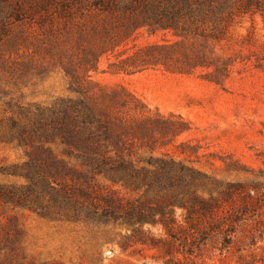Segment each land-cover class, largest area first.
<instances>
[{"label": "rangeland", "instance_id": "1", "mask_svg": "<svg viewBox=\"0 0 264 264\" xmlns=\"http://www.w3.org/2000/svg\"><path fill=\"white\" fill-rule=\"evenodd\" d=\"M42 2L0 0V264H162L159 251L125 237L130 228L105 220L100 207L92 213L79 190L113 191L155 206L166 189L146 194L107 178L56 171L43 153L28 156L41 143L39 122L59 99H84L139 167L150 156L170 157L224 182L264 172V69L254 66L264 45V11L235 18L224 40L207 44L206 51L229 63L214 81L206 77L212 68L178 73L151 60L152 46L191 48L171 31L131 32L120 15L85 37L82 12L58 8L59 0ZM43 146L78 168L60 145ZM210 187L195 189L207 197ZM173 212L180 222L183 210L173 206ZM140 229L165 236L159 225ZM198 261L239 263L232 251L212 248Z\"/></svg>", "mask_w": 264, "mask_h": 264}, {"label": "trees", "instance_id": "2", "mask_svg": "<svg viewBox=\"0 0 264 264\" xmlns=\"http://www.w3.org/2000/svg\"><path fill=\"white\" fill-rule=\"evenodd\" d=\"M46 1L40 4L54 3ZM59 1L58 8L83 13L85 37L90 36V30L104 27L106 17L120 15L127 18L125 25L131 32L140 28L149 34L171 31L189 41L191 48L169 52L168 46H152L157 53L151 54V60L178 73L189 74L197 67L212 68L206 77L214 81L218 80L213 79L216 73L223 72L222 76L227 72L229 63L227 58L214 56L211 49L206 51L207 44L224 40L235 18L264 11L262 0ZM194 41L201 43L199 47ZM254 66L264 69V45L255 53ZM46 109L50 116L38 126L41 143L28 156L43 153L56 171L62 168L107 178L130 191L143 188L147 194L157 186L166 189L167 195L155 206L147 200L137 204L123 200L113 191L100 192L92 187L79 190L93 209L91 212L100 207L105 220L130 228L125 237L132 244L156 249L162 264H200L199 257L209 248L232 251L237 254L238 264H264V247L260 246L264 238V172L224 182L170 157L150 156L144 161L146 165L139 167L138 160L124 154L122 137L84 99H59ZM45 142L60 145L64 156L74 159L78 168H68L69 161L56 158L49 147L43 146ZM200 184L211 185L207 197L196 192ZM173 206L184 212L180 222L174 218ZM144 224L161 226L165 236H149L140 229Z\"/></svg>", "mask_w": 264, "mask_h": 264}]
</instances>
